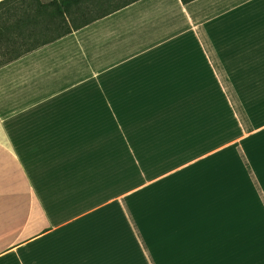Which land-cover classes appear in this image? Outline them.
Returning <instances> with one entry per match:
<instances>
[{
	"label": "crops",
	"instance_id": "0c3cea01",
	"mask_svg": "<svg viewBox=\"0 0 264 264\" xmlns=\"http://www.w3.org/2000/svg\"><path fill=\"white\" fill-rule=\"evenodd\" d=\"M236 78L264 79V0H137L1 66L0 264H264Z\"/></svg>",
	"mask_w": 264,
	"mask_h": 264
},
{
	"label": "trees",
	"instance_id": "16d2710c",
	"mask_svg": "<svg viewBox=\"0 0 264 264\" xmlns=\"http://www.w3.org/2000/svg\"><path fill=\"white\" fill-rule=\"evenodd\" d=\"M135 1L2 0L0 67Z\"/></svg>",
	"mask_w": 264,
	"mask_h": 264
},
{
	"label": "rangeland",
	"instance_id": "374dc122",
	"mask_svg": "<svg viewBox=\"0 0 264 264\" xmlns=\"http://www.w3.org/2000/svg\"><path fill=\"white\" fill-rule=\"evenodd\" d=\"M233 80L236 92L219 94L221 149H235L236 144L241 143L239 137L245 133L257 132L259 121L262 118L264 120V79Z\"/></svg>",
	"mask_w": 264,
	"mask_h": 264
}]
</instances>
